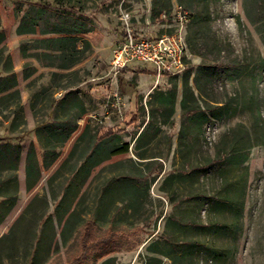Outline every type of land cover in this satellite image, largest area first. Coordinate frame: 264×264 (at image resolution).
I'll return each mask as SVG.
<instances>
[{
  "label": "rangeland",
  "instance_id": "374dc122",
  "mask_svg": "<svg viewBox=\"0 0 264 264\" xmlns=\"http://www.w3.org/2000/svg\"><path fill=\"white\" fill-rule=\"evenodd\" d=\"M177 4L186 68L111 72L123 13L156 37ZM0 29V74L17 78L0 101V264H75L89 220L117 250L79 264H264V0H0Z\"/></svg>",
  "mask_w": 264,
  "mask_h": 264
},
{
  "label": "built area",
  "instance_id": "2783aa9c",
  "mask_svg": "<svg viewBox=\"0 0 264 264\" xmlns=\"http://www.w3.org/2000/svg\"><path fill=\"white\" fill-rule=\"evenodd\" d=\"M189 16V11L177 4L173 13L175 31L156 37H144L135 32L129 13L124 12L123 35L113 47L109 61L111 72L118 74L135 63L151 64L158 78L182 72L189 58L185 35Z\"/></svg>",
  "mask_w": 264,
  "mask_h": 264
},
{
  "label": "trees",
  "instance_id": "16d2710c",
  "mask_svg": "<svg viewBox=\"0 0 264 264\" xmlns=\"http://www.w3.org/2000/svg\"><path fill=\"white\" fill-rule=\"evenodd\" d=\"M182 5V4H181ZM19 34H29V33H35L36 32V26L34 24H31L30 27H25L24 25H20L17 29ZM5 33L3 30L0 29V46L5 40ZM70 40L69 37H59V38H53V39H48L49 42H54L58 43L61 42L63 45H61L60 49L65 50L68 45V41ZM72 40V39H71ZM187 40V38H186ZM188 49H189V44L188 42ZM194 47L191 46V50H193ZM2 50V49H0ZM8 60L12 64L11 57L7 55ZM78 61V59L72 61L70 63L74 64ZM69 65V64H68ZM7 75L3 76L0 74V101L4 100L3 94H7L9 90H12L17 87V78L15 76V73H11V71ZM10 80V85H6V87H3L2 84L4 85L7 83V81ZM2 86V87H1ZM191 91L192 88L186 84L184 87L185 95L187 91ZM193 91V90H192ZM16 93H19L18 89H15ZM65 97V94H62L58 99L57 102H60L63 98ZM174 98H175V92L170 91L168 93H160L158 95V101L160 102L161 106H163L164 109L166 110H172L173 104H174ZM183 106L186 109V112L189 114L190 118H196L197 116L201 115L203 111L200 109L201 107L198 105H189L187 103L186 97L183 98ZM218 107H213L211 108V112H218V110L225 108L224 105H217ZM112 134V131L109 130L105 133H102L98 135V140H103L105 137L110 136ZM128 147L127 145L121 147L120 151L117 152H127ZM116 152V151H115ZM242 156V158H240ZM229 158H234L238 160H245L247 158V155L243 154L240 155V153H237L236 155L229 156V157H221L222 160H227ZM220 159V158H219ZM218 158L216 159V161ZM30 170V169H29ZM182 174H185L184 172ZM188 225H191V223L188 221ZM186 223H178L179 228H185L188 226ZM116 235V232L113 229H109L106 234H102L100 231L99 226L96 224V222L89 220L87 221L81 230V233L78 238V251L76 257H74V262L75 264H79L84 260H87L90 256L97 255L98 258H102L105 255L110 254L111 252H114L117 250V247L114 245L113 240L114 236ZM167 239V238H166ZM167 242H169V239H167ZM183 245H189V244H183ZM165 256H169L171 259H173L174 262L180 261L184 253L180 254L178 251H175L173 253H169L166 251H161Z\"/></svg>",
  "mask_w": 264,
  "mask_h": 264
},
{
  "label": "crops",
  "instance_id": "0c3cea01",
  "mask_svg": "<svg viewBox=\"0 0 264 264\" xmlns=\"http://www.w3.org/2000/svg\"><path fill=\"white\" fill-rule=\"evenodd\" d=\"M137 33L139 34V32H137ZM122 35H123V29H122V31H121L119 37H118V40L122 37ZM117 42H118V41H117ZM110 58H111V55H110ZM109 61H110V59H109Z\"/></svg>",
  "mask_w": 264,
  "mask_h": 264
}]
</instances>
